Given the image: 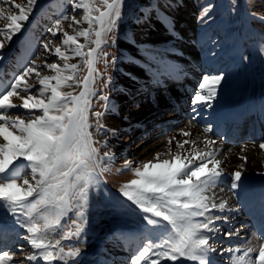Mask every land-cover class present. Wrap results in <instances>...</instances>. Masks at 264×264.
Returning <instances> with one entry per match:
<instances>
[{
	"label": "snow or ice",
	"instance_id": "snow-or-ice-1",
	"mask_svg": "<svg viewBox=\"0 0 264 264\" xmlns=\"http://www.w3.org/2000/svg\"><path fill=\"white\" fill-rule=\"evenodd\" d=\"M125 2L68 0L71 14L65 10L47 28L60 43L41 41L36 58L26 62L0 90V209L32 249L24 254L21 245V258H16L14 252L0 247V264H77L81 249L66 242L82 237L89 223L92 192L114 158L101 149L107 145L106 133L116 130L101 123L104 112L92 111V98L109 99L96 87L97 76L104 75L98 73L96 64L109 55L102 51L108 44L103 37L116 29ZM37 4L38 0H0V21L4 22L0 53L14 36L26 31ZM210 11L211 6L205 8L203 17ZM250 15L264 21V15ZM41 55L44 61L38 63ZM52 56L56 60L49 63ZM77 57V63L70 62ZM3 58L0 54V60ZM104 63L107 66L109 61ZM81 64L87 68L82 80L77 79ZM42 69L51 74H42ZM223 78V73L205 74L193 104L210 106L208 102L217 95ZM111 79L107 76L105 88ZM76 87L80 88L78 94L64 90ZM12 110H23V114L12 115ZM97 134H105V139H97ZM179 134L185 139L170 137L167 152L156 153L148 161H125L118 169L134 176L122 183L119 196L134 206L149 226L130 264H177L182 259L190 264H219L217 253L221 257L227 254L228 264H264L260 237L218 248L221 234L226 239L240 238L242 230H224L219 225L229 222L224 213L232 211L214 191L225 175V161L219 158L221 150L215 139L204 136L193 140L191 132L184 129ZM259 147L264 150V140ZM162 155L169 158L161 159ZM241 159L247 161L246 156ZM241 175L239 170L232 173V188ZM0 225L7 226V222L0 219Z\"/></svg>",
	"mask_w": 264,
	"mask_h": 264
},
{
	"label": "rangeland",
	"instance_id": "rangeland-1",
	"mask_svg": "<svg viewBox=\"0 0 264 264\" xmlns=\"http://www.w3.org/2000/svg\"><path fill=\"white\" fill-rule=\"evenodd\" d=\"M200 1L202 7L199 11L198 26L195 32H191L193 33L195 40L203 41L205 45L204 49H206L209 61H206L205 63L202 61L201 65H198L200 73L197 74L200 75L196 77L195 80L193 79L194 90L192 92L193 94L191 93L190 95L191 104H193V97L199 90V84L205 74H218L223 71L234 70V68H236L235 61L237 59H246L247 67H245L246 77L244 81L239 80L242 77L243 68L241 66H245L244 62L240 63L241 66L237 75L234 73L227 75L224 74V78L217 88V95L214 99L208 102L210 106L196 105L195 107L193 104V109H191L190 112L191 114L189 113L185 120H191L190 117L192 115L195 117L198 116V120L200 119L202 121L200 124H204V126L200 125L198 132L193 134L192 139H202V137L208 136L210 132L205 133L203 129L205 127H210L213 130L216 125H218L219 121L224 119L229 122L227 138L224 140V143L241 145L242 143L251 142L259 145L260 141L264 140V137L261 139L252 137L235 141L233 140L236 135L235 132L233 133L232 129H230L231 120L229 121V119L232 109L229 104L234 100L240 102L242 99H247L249 101L251 94H261L264 96L263 66L254 60L255 56L252 55L248 42L233 44L238 38L244 37L239 31L248 34V37H250L253 35V30L255 29L258 36H264V21L254 19L253 16L250 15L251 12H255L258 16L264 15V0H254V3L252 0ZM18 2H25V0H18ZM182 2L183 0H126L122 8V18L118 22L116 29L103 37V39L108 41V44L107 46H102V51L109 55L107 57H101L96 64L98 73L104 74L97 76L96 87L100 90V95H107L109 97L107 101L99 98H92V111L105 113L102 117L101 123L107 125V111L113 106H124L125 103H127V107H123L124 109L121 110L122 113H126L133 108L140 109L145 105L151 106L152 104H156L158 98L154 97L155 95L151 96V93L153 92L151 89L159 84L161 85L160 93H162V98L167 96L166 92H168V85L173 83V89L176 88L177 90L182 87L181 85L178 86L180 81H177L176 76L172 75L173 68L171 66H181V59L183 57L199 56L197 52H192L188 48L187 43H181L182 40L176 38V35H174V31L177 30L176 27H174V24L177 19H180L179 6L182 5ZM209 6H211L209 16L204 18V9ZM65 10L71 14L68 0H38L35 10L30 16L29 23L26 25V31L14 36L12 42L2 50V53H0L4 57L3 60H0V90L7 86L14 74H18L19 71L22 70L26 62L36 58L34 53L39 49L41 41L52 39L53 43H60L59 39L52 38L50 34L47 33V28L51 26V23L59 18L60 14ZM170 13L175 18H173ZM77 18L79 19L80 17L78 16ZM3 24L4 22L0 21V27H3ZM83 26L87 27L86 24ZM185 26L188 27L187 25ZM233 30L235 34H230ZM124 37L129 41L130 39L132 40L130 42H132V45L136 50L133 54L127 53L121 48V40ZM113 40L115 41L114 43H112ZM81 42H84L83 38H81ZM254 48H259L256 50L257 56L260 54L263 55L264 41L260 42L259 46L255 43ZM131 55H133L134 60L137 63L139 62L140 66L146 68V74H149L152 78L149 79L140 76V71L132 73L134 78L140 82H138L139 84H133L128 97L119 99L117 95V86L123 84V81L119 78L120 67L123 66L128 59H131ZM200 56H202V54H200ZM113 57L116 58L114 64L111 62ZM79 59L80 58L77 57L70 62L77 63ZM105 59L109 61L107 66L104 63ZM55 60L56 58L54 56L48 57L49 63ZM43 61L44 56L41 55L38 63H43ZM189 68L197 70L192 66H189ZM151 70L155 72L160 71L159 74H161V77L164 78L167 83L164 84L158 82L153 76L154 73L148 72ZM41 71L42 74H51L45 69H42ZM127 71L131 72L129 69ZM193 72L194 71H192V73ZM86 74L87 68L81 64L77 79L82 80ZM107 76H111L112 79L111 83L105 88L104 82L107 79ZM186 77V80L189 81L190 77ZM236 80L239 81L234 85ZM32 82L35 83L34 80ZM37 87L39 86L37 85ZM64 90L73 91L74 94H78L80 88H65ZM143 92L146 93V104H142L133 99V95L136 96V94H141ZM246 94L248 95L244 98L243 96H246ZM161 101L164 100L162 99ZM15 102L19 103V100H16ZM10 114L22 115L23 110H12ZM159 118H162V116ZM92 119L94 120V117ZM144 119L145 118L142 119V122ZM161 124L158 126H156V124L150 125V122L146 121L144 123V129L148 132L145 134L143 133L141 138L137 140L125 143L128 148H126V151H110L107 147L101 149V151H110L114 158L110 163L109 171L102 175L99 186L92 192L89 223L86 226L82 237L78 241L73 239L70 242H66L81 249V255L77 258V264H130L131 255L139 247L145 237L140 239L143 235L138 234L139 240L136 242L134 240L138 238L134 235L130 236L128 234L129 231L126 229H142L146 235V230L149 226L142 220L140 213L135 207L131 206L119 196L118 189L121 187L122 183L134 178V176L131 171H118V169L123 166L125 161L143 162L153 159L156 154L152 155L151 150L142 155L139 153L137 154L135 151L143 141L146 142L144 146H148L149 143L151 144V138L154 136L153 133L163 130ZM134 127V129L131 128L129 130V128L121 126L115 128V133L117 132L120 136L122 135L123 140H125L130 134L134 132L136 133L141 129V125L139 124ZM187 127H190L189 124L188 126L186 125V127L184 125V128H182L187 131ZM93 131L95 130L93 129ZM162 136L163 134H158L155 139L160 142L159 139L162 138ZM97 139L103 141L105 139V134H97ZM178 139L182 141L184 137L180 135ZM236 139H238V137H236ZM108 142L109 140H107V143ZM116 144L121 145L122 142L116 141ZM97 146L100 147V145ZM172 147V151L177 150L175 145L172 144ZM201 147H203V145H201ZM167 148L168 145L160 148L159 150L161 151L159 153L167 152ZM243 148H245V146H243L242 149ZM245 156L247 157L246 162L255 164L258 168L245 171V166L240 168L236 165V162H233L230 169H228L229 172L227 171L222 179H230V182L233 183L234 178L232 173L239 170L242 175L239 181H235L237 184V188H235V191H237H234L235 196H239L240 198L243 195H252L251 197H247L248 200L251 201L250 205L260 203L264 206V176H261V174H264V150H261L258 146L256 150H253V158H248V155ZM160 158L167 159L169 157L162 155ZM241 160L246 163L243 159ZM256 183L260 187L256 185ZM219 185L220 184H218L216 189ZM216 189L214 190L215 192ZM254 194L255 196H253ZM226 196H224V198H226ZM228 204L232 211H226L224 214L229 216V221H232L235 217L239 216L240 213L238 210H241L240 207L242 204L241 200L234 202L229 201ZM247 209L248 208L245 207V212L248 215L250 208ZM0 219L7 222V226L5 227L4 225H0V247H3L10 252H14L16 258H21V253L18 251L21 245L24 247V254L30 253L32 251L30 245L18 236V234L21 233V230L17 227H12V220L2 209H0ZM239 223L241 222H237V225H240ZM227 224L230 223L228 222ZM219 225L224 230L229 229L227 228L228 225H225L222 222H219ZM253 237H260L259 233L254 232V234H251V238ZM261 240L264 241L262 238ZM107 247H109V249H107ZM102 251L106 252L103 253ZM109 252H111V254ZM165 262L166 264H171V262ZM184 263L190 264V262L183 259L177 262V264ZM25 264H29V262L25 261ZM31 264H35V262H31ZM41 264H43L42 261Z\"/></svg>",
	"mask_w": 264,
	"mask_h": 264
},
{
	"label": "bare ground",
	"instance_id": "bare-ground-1",
	"mask_svg": "<svg viewBox=\"0 0 264 264\" xmlns=\"http://www.w3.org/2000/svg\"><path fill=\"white\" fill-rule=\"evenodd\" d=\"M201 7H202V4H201L200 0H183L182 5L179 6V17H180V19H177V21L174 24V27H176V29H177V30L174 29L175 30L174 35H176V38L181 39L182 40L181 43H183V44L187 43L188 48L192 52H197V54H199L198 57H195V56L194 57H183L181 59V66H171L173 68L172 69V73H173L172 75L176 76V79L178 81H180L178 86L181 85L182 87L177 90L176 88L173 89V87H174L173 83L168 85L167 86L168 92H166L167 93V99L166 100H164L161 96V94H162V93H160L161 88L159 87L161 85L159 84V85L153 87L152 91L155 92L154 93L155 97H157L158 100H157L156 104H152L151 106L145 105L140 109L133 108V109H130L126 113H122L121 110L124 109L123 107H125V108L127 107V105H128L127 103H125L124 106L117 105L115 107L113 106L112 108H110L107 111V115H106V123L110 129H115V128H118L121 126H125V127L129 128V130H130L131 128L134 129L135 128L134 126L137 124L141 125V129L136 133L134 132V133L130 134L127 137V139H125V140H123V136L122 135L120 136V134H118L117 132H116L117 134L116 133L113 134L111 132L106 133V138H109V139H107V140H109V142L106 145L108 150H110V151L125 150L126 151L127 147H126L125 143L137 140V139L141 138V135L143 133L145 134L146 132H148L145 129L142 130L144 123L146 121L150 122V125L156 124V126H158L162 123L161 127H163L164 130H160L157 133H153L154 136L151 138V140L153 142L151 141V144L149 143L148 146H144L146 144V142L143 141V143L135 151V152H137V154L139 153L141 155L145 154L146 152H149L150 150L152 151V153H151L152 155L159 153L161 151V150H159L160 148L167 146L166 142H167L168 138H170V137L175 136L176 139L179 140L178 139L180 136L179 132H180V129L184 128V125H185V127H186V125L188 126V124L190 126V127H187V131L191 132V136L189 137L190 139H192V136L194 133L198 132V130L200 128V123L198 122V116H196V119L194 121L192 120L193 115L190 117L191 120H189V121L185 120V118H187V115L191 112V109H193V104H191V102H190V100H191L190 95L194 90L193 79L195 80L196 77H198L200 75V74H197V73H200L199 72L200 68L198 65H201L202 61L204 63L206 61H209L207 54H206V49H204L205 45H204L203 41L202 40L201 41L195 40V37L193 36V33L191 32V31L195 32V30L198 26V17H199V11L201 10L200 9ZM171 16H172V14H171ZM173 18H175V17H173ZM185 25H187L188 27H186ZM261 36H263V35H261ZM130 41H132V40L130 39ZM130 41L128 39H126L125 37L122 38V40H121V46L122 47L121 48H123L124 51H126L127 53L133 54V52L136 50H135L134 46L132 45V42H130ZM200 54H202V56H200ZM193 55H196V54H193ZM215 64H216V61H215ZM189 66H192L193 68L195 67L197 70L190 69ZM128 69L131 70V72H128L127 71ZM145 70H146V68L140 66L139 62L137 63L134 60L133 55H131V59H128L124 63V65L120 67L119 78L123 81V84L117 86V95H118L119 99L128 97L130 95L129 92H130V89L133 87V84H139L138 82H140V81L136 80L134 78V76L132 75V73L140 71L141 72L140 76H142L144 78H149V79L152 78L149 74H146ZM192 71H194V72L192 73ZM148 72L154 73L153 76H154V78L157 79L158 82H162L164 84L167 83V82H165L166 80L161 77V74H159L160 71L155 72V71L151 70ZM186 76L190 77L189 81L186 80V78H187ZM247 95L248 94H246V97H247ZM145 96H146V93L143 92L141 94H136V96L133 95V99L137 100V101L138 100H144ZM159 98H160V100H159ZM161 98L164 101H161L162 100ZM261 99H262V97H261ZM250 102L251 103H250L249 107L256 106L260 103V101L258 99H254V98L250 99ZM144 104H146V103L144 102ZM195 107H196V105H195ZM161 116H162V118H159ZM143 118H145V119L142 122ZM261 119L260 118L255 119L256 125L259 128L257 129V128L251 126L250 131L247 132L245 135L246 138H252V136H254L255 138L260 139L261 135L264 136V133H258V131L260 129H261V131L264 130L260 127V126H263V125H260ZM235 122L236 123L233 124V126H232L233 130L236 131V135L238 137H243L244 134L242 133V128L240 127L241 123L244 122L243 116L239 115ZM227 128H228V122L226 120H224V121L220 120L219 125L215 129H213L210 132V134L208 135L209 137H211L217 141L216 147H218L221 150L219 153V158L225 161V163H224L225 174L227 173L228 169H230L233 162H236L237 166H240V164H244V166L246 167L245 171L250 170V169H257L258 167L255 164H251L248 162L244 163L240 158L245 156V155H248V158H253L254 157L253 156V150H256V148L259 145L255 144V143H251V142L250 143H242L241 144L242 146L240 144L234 145L232 143L231 144L230 143H224V140L227 138L225 135V131H227ZM214 130L216 131L215 133H214ZM234 131H232V132L234 133ZM164 133H165V135H164ZM158 134H163L162 138L159 139L160 142L157 139H155ZM194 137H196V136H194ZM184 139H185V137H184ZM116 141H120V142H122V144L117 145ZM173 145H175V142H173ZM239 146H241V147H239ZM243 146H245V148H243V151H242ZM133 150H135V149H133ZM173 152L175 153V151H173ZM261 176H264V174H261ZM255 181H257V180H255ZM219 184H220L219 187L216 189V195L218 198H221L222 200H226L228 202L229 201L232 202V201H235L237 199L235 194H234L237 190L235 191V188L234 189L232 188V186H231L232 183H230V179L229 180L225 179V178L221 179ZM256 185H258V184L256 183ZM261 186H263V185H261ZM257 190H258V187H257ZM224 196H226V198H224ZM238 198H239V196H238ZM236 203H238V202H236ZM255 212H256V216H253L251 218L247 217V216H241L240 217V215L235 217L234 220L231 222L232 224L231 223L229 224L231 227L230 229H232V230L240 229L241 227L235 228V226L237 225V222H241L240 220H243V221H246L247 223L258 224V227L263 232L262 234H264V207L259 206V204L256 205ZM17 228H18V226H17ZM126 230L130 231V232H128V234H130V235L133 234V232L140 233L139 229H126ZM129 239H130V237H129Z\"/></svg>",
	"mask_w": 264,
	"mask_h": 264
},
{
	"label": "crops",
	"instance_id": "crops-1",
	"mask_svg": "<svg viewBox=\"0 0 264 264\" xmlns=\"http://www.w3.org/2000/svg\"><path fill=\"white\" fill-rule=\"evenodd\" d=\"M264 64V63H263Z\"/></svg>",
	"mask_w": 264,
	"mask_h": 264
}]
</instances>
